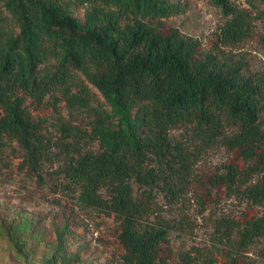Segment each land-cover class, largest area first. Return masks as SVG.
<instances>
[{
    "label": "trees",
    "instance_id": "1",
    "mask_svg": "<svg viewBox=\"0 0 264 264\" xmlns=\"http://www.w3.org/2000/svg\"><path fill=\"white\" fill-rule=\"evenodd\" d=\"M213 2L228 17L221 44L264 21V0L249 1L254 14ZM184 10L182 0H0V168L13 141L38 176L45 162L62 160L55 170L64 187L118 220L120 264H172L162 246L190 221L164 217L158 197L178 202L195 162L216 144L237 149L241 162L223 163L210 183L262 208L243 220L217 217L211 244L179 250V264H238L256 240L264 248V74L155 22ZM61 100L68 117L56 112L53 137L29 104L58 111ZM62 234L43 264L76 255ZM9 235L26 255L24 240Z\"/></svg>",
    "mask_w": 264,
    "mask_h": 264
},
{
    "label": "rangeland",
    "instance_id": "2",
    "mask_svg": "<svg viewBox=\"0 0 264 264\" xmlns=\"http://www.w3.org/2000/svg\"><path fill=\"white\" fill-rule=\"evenodd\" d=\"M182 1L185 4L183 12L155 20L161 29L167 31L177 27L198 38L202 51L217 45L223 54L238 59L249 71L264 74V21L252 19L243 39L221 44V28L228 18L221 7L213 0ZM232 1L254 14L250 0ZM77 14L82 16V8ZM90 86L97 99L103 101L101 93ZM29 107L33 114L46 117L48 133L53 137L60 134L55 116L60 112L68 117L64 100L59 102L58 111L50 102L37 106L29 104ZM180 131L174 129L171 133L180 137ZM12 146L6 150L7 164L0 168V264H43L52 254L59 232L63 233L67 253L76 255L67 263L57 259L56 264H120L123 247L118 239L119 223L115 216L82 205L77 192L64 187L66 179L55 170L62 160L45 162L38 176L21 164L24 151L18 142L13 141ZM232 161L241 162L238 150L216 144L206 149L195 162L191 183L178 202L165 203L161 196L158 197L164 217L177 220L185 214L190 221L189 226L173 228L168 242L162 246L163 254L172 264H179V250L211 244L217 217L243 220L261 210L260 205L228 195L223 184L210 183V178L222 169L223 163ZM9 234L24 240L26 255L18 253ZM238 264H264L263 240L251 244Z\"/></svg>",
    "mask_w": 264,
    "mask_h": 264
}]
</instances>
